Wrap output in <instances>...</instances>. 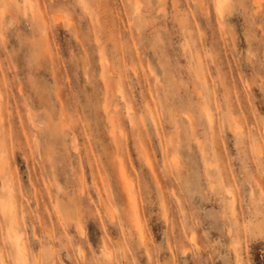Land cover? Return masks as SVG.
I'll list each match as a JSON object with an SVG mask.
<instances>
[{
  "label": "rangeland",
  "instance_id": "1",
  "mask_svg": "<svg viewBox=\"0 0 264 264\" xmlns=\"http://www.w3.org/2000/svg\"><path fill=\"white\" fill-rule=\"evenodd\" d=\"M0 264H264V0H0Z\"/></svg>",
  "mask_w": 264,
  "mask_h": 264
},
{
  "label": "bare ground",
  "instance_id": "2",
  "mask_svg": "<svg viewBox=\"0 0 264 264\" xmlns=\"http://www.w3.org/2000/svg\"><path fill=\"white\" fill-rule=\"evenodd\" d=\"M223 4H222V2H219L218 3V12H219V14H221L222 13V10H223ZM210 121V120H209ZM125 175V174H124ZM123 178L125 179V177L123 176ZM128 181V180H127ZM125 182V181H124ZM127 187H129V186H127ZM128 199L130 200V202H132V203H134V198L132 197V195H131V193H128ZM15 248H16V251L17 252H21V246H20V244L18 243V241H17V237H16V239H15ZM19 255V254H18ZM21 255V254H20Z\"/></svg>",
  "mask_w": 264,
  "mask_h": 264
}]
</instances>
